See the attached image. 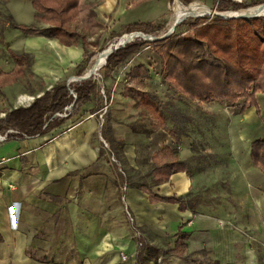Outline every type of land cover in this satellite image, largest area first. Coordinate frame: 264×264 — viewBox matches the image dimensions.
Here are the masks:
<instances>
[{"label": "crops", "instance_id": "obj_1", "mask_svg": "<svg viewBox=\"0 0 264 264\" xmlns=\"http://www.w3.org/2000/svg\"><path fill=\"white\" fill-rule=\"evenodd\" d=\"M90 1L95 2L91 9L96 12V19L107 18L112 26L128 27L136 23L155 24L171 0ZM81 7L82 0L79 15ZM35 16L31 0L26 3L21 20H16L29 24ZM42 24V27L48 26ZM24 36L55 50L53 58L58 63L45 70L51 75L64 73L71 65L68 63L79 61L85 54L87 45L97 47L99 43L98 39L86 40L85 44L81 41L83 45L80 42L67 46L57 38ZM31 47H23L24 52L32 53L37 59L40 55L28 50ZM67 50L74 55H63ZM140 50L119 65L111 76H103L110 98L103 125L100 119L103 102L99 99L97 84V92L79 112L72 114L73 99L66 105L70 109L64 106L61 112L55 113L60 121L44 134L27 135L22 131V135L12 134L0 141V264H131L137 260L140 249L134 227L139 228L142 240L151 249L155 248L153 244L161 248L166 237H171L170 247H175L179 230L187 233L184 254L172 255L174 264H264L253 246V241L264 244V172L251 156L253 142L264 138V99L261 102L257 96L261 112L256 106L242 110L241 103L237 108L241 113L233 119V128L228 131L229 150L234 160L235 201L239 202L240 209L234 215L233 226H227L222 224L226 216L201 209L192 201L189 195L192 175L187 172L174 173L162 184L153 183L154 152L163 146L174 148L172 141L175 140L164 129L147 134L145 129L150 125L143 124L147 122L146 115L136 108V99L126 91V74L139 63L146 64L151 71L147 90L153 91L151 84L156 78L163 80L158 54L154 51L159 58V71L145 61H137ZM207 59L209 56L200 61ZM216 66L221 75L222 63ZM121 71L124 79L119 83L115 80L116 72ZM53 86L50 84L45 90ZM108 128L117 142L124 143H117L114 151L108 142ZM184 137L182 147H178L182 148L181 153L187 154L190 143L187 145ZM187 156L179 157L185 160ZM143 182L150 185L151 195L138 186ZM157 197L181 200L157 201ZM127 210L134 216V224ZM122 254L127 260L122 259Z\"/></svg>", "mask_w": 264, "mask_h": 264}, {"label": "trees", "instance_id": "obj_2", "mask_svg": "<svg viewBox=\"0 0 264 264\" xmlns=\"http://www.w3.org/2000/svg\"><path fill=\"white\" fill-rule=\"evenodd\" d=\"M216 3L220 10L228 9L230 6L233 9L245 7L244 3L233 0H216ZM259 3L256 2L250 6ZM79 4L80 0H33L38 19L47 24V27L20 23L12 14L7 16L6 21L9 28L18 30L24 35H44L57 38L67 46L78 45L81 41L85 44V37L70 25L71 21L79 15ZM176 6L183 7L185 5L177 0ZM2 24L5 22L3 23L0 17V27ZM155 29L156 26L153 23H136L127 27L129 32L139 30L151 33ZM190 29L193 30L194 37L198 41L206 44L208 53L223 64V73L220 77H203L189 72L192 58L185 51L187 39L181 32H174V34L155 41L134 39L123 47L113 49L103 66L102 75L104 77L111 76L114 70L130 59L135 52L143 46L151 45L161 59L160 75L163 81L170 83L174 90L189 100L193 102H227L233 106L243 100L242 110L248 106H256L257 111L261 112L257 96L259 93L264 96V15L256 17H224L220 15L198 17L190 23ZM8 54L15 66L11 71L1 73L0 89L16 83L19 78L25 75L34 58L27 52L19 53L11 47L8 48ZM93 55L94 53H89L87 59ZM206 56V53H203L193 58L199 60ZM82 72L80 71L79 74ZM150 78L151 71L146 64L135 65L126 74V91L129 96L136 99V108L142 109L143 114L146 115L145 120L150 123L149 129H145V132L150 134L154 130L164 129L179 145L182 142V136L189 133L182 121L183 113L174 111V120L178 125H181L180 128L177 125L174 128H168V117L162 100L156 93L146 89L147 81ZM70 89H74L77 93L75 101ZM96 92L97 83L93 80H84L81 83H70L69 85L65 82L56 84L45 90L43 95L36 97L28 106L4 109L5 116L0 117V132L9 127H17L27 135L44 134L60 121L58 117L54 116L55 113L61 112L64 106L73 101L72 114L79 112L83 104L89 102ZM108 132V142L113 151L116 149L117 143L124 144L117 142L112 137L109 128ZM11 136L9 135V138ZM251 156L254 164L264 172V138L253 142ZM152 160L154 164L151 171L152 180L156 185L169 181L170 177L177 172H187L192 175L188 162L179 157L176 148L163 146L154 152ZM138 186L151 195L150 185L143 182ZM156 200L177 202L181 199L178 197H157ZM184 207V203L181 202L180 208ZM187 237V233L179 230L175 247L167 248L164 253L182 256L186 248ZM148 250L149 252L153 251L149 247ZM144 253L145 251L141 249L137 255L141 263L146 262Z\"/></svg>", "mask_w": 264, "mask_h": 264}, {"label": "rangeland", "instance_id": "obj_3", "mask_svg": "<svg viewBox=\"0 0 264 264\" xmlns=\"http://www.w3.org/2000/svg\"><path fill=\"white\" fill-rule=\"evenodd\" d=\"M30 1L31 0H0V17L3 23L5 22V24H2L0 27V75L4 71H11L15 66L14 61L8 54L9 47L21 53L25 50L23 47L32 46L28 50L35 51L37 55L41 56V58L38 56L39 58L37 57L36 59L35 56L30 53L34 58L26 74L19 78L16 83L4 86L0 89V117H3L4 109L10 107L14 108V106L30 105L35 95L44 91L50 84L56 85L64 82L69 85L70 83H81L84 80L96 81L99 86V99L102 100L103 107L106 102L109 106L110 98L105 88L106 80L102 75L103 66L106 63L101 66L103 62L101 58L112 44L115 45L120 40H124L128 37L127 35L130 34V32H143V34L135 38L136 40H145L143 36L147 38L163 36L174 25L175 10L179 11L190 5V3L200 2L205 4L212 12L193 11L192 16L184 17V22L181 21L182 23L180 22L181 24L176 26L174 32H181L183 37L187 39L185 51L188 55L195 57L196 55L203 54V52L207 55L208 49L206 44L198 41L194 37L193 30L190 29L191 22L198 17L219 15L216 14L215 11L220 12L221 16V13L223 14L226 11L253 7L250 5L256 2H260L258 5L264 4V0H244L245 7L243 8L233 9L232 6H230L228 9L220 10L218 7L216 8L218 4L216 0H179L185 5L183 7H177V0H171L167 11L155 22V31L146 33L139 30L129 32L127 31V26L123 27V25L120 26L116 24L117 26H112L111 20L107 18L96 19V12L91 9L95 2L82 0L81 14L71 22V27L77 29L86 38L87 42H94L98 39L99 43L97 47L93 44L87 45L85 54L80 57L79 61L75 59L76 61L68 63L71 65L64 73L51 75L45 72V70L49 69L51 64L58 63V61L53 58L56 56L55 50L48 48V46L40 43L39 40L31 41L34 39L33 37L29 38L20 34L19 31L9 28L6 21L9 14L14 15L15 18L20 21L21 16L25 14V5ZM263 15L264 14L260 16ZM180 19H183V17ZM29 24L43 26L37 15ZM80 45H83L82 42ZM154 51V48L150 47V45L143 46L138 53L137 61H145L151 65L153 70L160 69L159 58ZM89 53H94V55L87 59ZM208 54L209 55L204 57L207 58L209 56L210 59H207V61H200L201 59H199V62H197L198 60L193 58L194 64L189 66L190 73L193 72L203 77L216 78L222 75H218V66H216L221 62L210 53ZM63 55L70 57V55L73 56L74 53L67 50L63 52ZM50 58L53 61H51ZM213 62L216 64L215 66L211 64ZM93 68L96 70L92 71ZM207 69L213 70L206 72ZM80 71H83L82 74H79ZM122 72L123 71L120 73L116 72V82H123V80H121V78L124 77ZM86 74L91 76L80 81L81 77ZM102 87H104V93L101 92ZM151 89L153 90L152 92H156L164 104L165 113L168 117V128H174L176 125L180 128L181 125H178L174 120V111L183 113V124L189 130L188 135L184 137L185 143L187 145L190 143L189 152L187 154L181 153L182 148L178 147V143H176V141H171L174 148L177 149L179 156L185 157L188 155L185 160L188 162L192 173L190 198H192V201H195L199 208H206L216 215L226 216L227 218H224L222 224L233 226L235 219L234 215L238 212L240 206L239 202L235 201L236 196L233 188L235 170H233V156L229 150L230 143L228 131L233 128L231 127L232 123H234L233 119L236 115L239 116L241 113L237 108H240L243 100L234 106L227 102L219 103L217 101L193 102L174 90L170 83L164 82L163 80L161 82L160 78H156V81L152 82ZM28 97H31V99L29 100ZM258 97L262 102L264 96L259 93ZM144 124L148 127L150 125L148 121ZM179 146L182 147V144H179ZM143 243L138 253L141 249L145 251L144 258L146 262L144 261L141 263L137 258V260L131 264H154L155 262L157 264H174V256L164 253L167 248L173 245L171 237L163 239L161 248L153 244L155 248H153L152 252L148 250V247H151V245L145 243L144 240ZM253 246L258 256L264 259V244L253 241Z\"/></svg>", "mask_w": 264, "mask_h": 264}, {"label": "built area", "instance_id": "obj_4", "mask_svg": "<svg viewBox=\"0 0 264 264\" xmlns=\"http://www.w3.org/2000/svg\"><path fill=\"white\" fill-rule=\"evenodd\" d=\"M233 1H236V2H239V3H244V0H233ZM261 5V4H260ZM256 7V6H255ZM216 8H217V6H216ZM249 8H251V7H249ZM215 13L216 14H220V12H216L215 11ZM221 15H224V14H222L221 13ZM141 34H143V32H137V31H135V32H130V34H128L127 36H131L129 39H127L126 41H119L117 44H115V45H113L112 44V46H111V48H112V50L113 49H118V48H120V47H123V46H125L127 43H129V42H131V41H133L137 36H139V35H141ZM144 38H145V36H143ZM114 46V47H113ZM101 76V75H100ZM101 92L102 93H104V87H102L101 88ZM70 93L72 94V96H73V98L74 99H76L77 98V93L74 91V89H71L70 90ZM66 109H70L71 108V106H66L65 107ZM107 109H108V103L106 102L105 103V105H104V107H103V111H102V113H101V115H100V118H101V124L103 125V123H104V114L107 112ZM12 134H16V135H22V134H24L21 130H19L18 128H16V127H9L8 129H6L3 133L2 132H0V141H5L6 139H8L9 138V135H12ZM102 141H103V143H104V145L106 146V147H109L108 146V143L105 141V139H103L102 138ZM112 159L114 160V161H116V159L114 158V156H112ZM124 189H126V187L124 186ZM127 214H128V217H129V220L131 221V223L132 224H134V216L127 210ZM134 229H135V235H136V237L138 238V246H139V248H141L142 246H143V240H142V238H143V235H142V232L139 230V228H137V227H134ZM122 259L123 260H127V256L125 255V254H122Z\"/></svg>", "mask_w": 264, "mask_h": 264}, {"label": "bare ground", "instance_id": "obj_5", "mask_svg": "<svg viewBox=\"0 0 264 264\" xmlns=\"http://www.w3.org/2000/svg\"><path fill=\"white\" fill-rule=\"evenodd\" d=\"M193 11L206 12V13L207 12L208 13H211L212 12L211 10H209V8L205 4H202L200 2H194L192 4L190 3V5L184 7L183 9H181L179 11H176L175 10L174 24H175L176 21L182 20V19H180L181 17H185V16H188V15H192L193 14L192 13ZM260 13H264V4H261V5H258L256 7H252V8H247V9H239V10L226 11L223 14L229 15V16H234V15H242V14H244V15H255V14H260ZM200 14H202V13H200ZM130 37L131 36L126 37L124 40H122V42L123 41H126ZM108 51H109V49H108ZM108 51L105 54L102 55L101 61L103 60V62L101 64V66L104 65V63L106 61V55H107ZM93 69H92V71H95L96 70V69H94V70ZM28 99L30 100L31 97H28Z\"/></svg>", "mask_w": 264, "mask_h": 264}, {"label": "water", "instance_id": "obj_6", "mask_svg": "<svg viewBox=\"0 0 264 264\" xmlns=\"http://www.w3.org/2000/svg\"><path fill=\"white\" fill-rule=\"evenodd\" d=\"M253 7H255V6H253ZM252 8V7H251ZM262 14H264V13H260V14H255V15H244V14H242V15H234V16H229V15H221V16H224V17H256V16H260V15H262ZM220 15V14H219ZM184 19H182V20H179V21H176L175 22V24H174V26L172 27V29H170L167 33H165L163 36H159V37H150V38H147L146 36H145V40H150V41H155V40H158V39H163V38H165V37H167L168 35H170L171 33H173L174 32V30H175V28H176V26L181 22V21H183ZM113 50H112V48H111V46L109 47V51H108V53H107V55H106V59H107V57L109 56V54L112 52ZM105 63H106V61H105ZM91 75H84L83 77H81V80L80 81H83L84 79H86V78H88V77H90Z\"/></svg>", "mask_w": 264, "mask_h": 264}]
</instances>
